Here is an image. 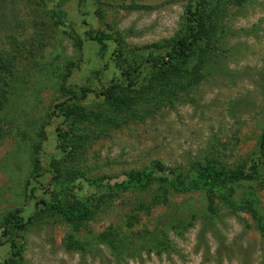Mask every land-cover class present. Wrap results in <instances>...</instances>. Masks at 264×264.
I'll use <instances>...</instances> for the list:
<instances>
[{"label":"rangeland","instance_id":"1","mask_svg":"<svg viewBox=\"0 0 264 264\" xmlns=\"http://www.w3.org/2000/svg\"><path fill=\"white\" fill-rule=\"evenodd\" d=\"M185 3L40 0L39 9L33 5V10L19 0H0V46L7 48L6 34L16 41L29 38L32 46L24 41L17 70L34 62L28 74L10 81L1 113L0 231L6 213L17 211L26 217L32 213L33 196L50 197L51 159L60 160V171H80L81 178L68 187L74 198L97 192L84 179L103 176L105 181H119L129 170H143L154 160L185 171L190 162L209 154L227 165L244 162L246 168L264 159L257 150L264 106V0L227 8L223 34L219 32L215 49L206 58L203 78L152 116L105 127L91 114L85 121L54 114V104L65 98L59 71L66 75L65 89L98 90L120 78L125 64L113 59L115 48L124 58L144 59L148 52L159 53L153 43L180 34ZM99 31L110 36L102 45L87 37ZM147 73L148 66L141 63L137 79L143 81ZM92 91L75 105L110 115ZM59 130L66 135L58 137ZM66 147L68 154L62 150ZM34 159L42 172L38 181L31 176ZM257 173L264 179V163L258 162ZM243 183L234 190L233 201L243 191L253 192L264 220V184ZM154 193L155 187L124 191L106 202L81 225L77 237L90 244L80 251L65 248L66 226L57 215L33 220L18 232V264H264V235L247 212L217 202L210 213L197 191L169 194L165 204L155 202ZM105 229L114 230L122 240L116 251L92 240ZM2 240L0 264L9 255Z\"/></svg>","mask_w":264,"mask_h":264},{"label":"trees","instance_id":"2","mask_svg":"<svg viewBox=\"0 0 264 264\" xmlns=\"http://www.w3.org/2000/svg\"><path fill=\"white\" fill-rule=\"evenodd\" d=\"M40 0H19L30 9L37 5ZM246 0H186L181 15L180 34L168 40L153 43L151 47L159 50L157 55L148 52L143 59L141 55H130L122 57V50H113V59L124 62L120 72L121 80H110L107 85L92 91L88 88H80L79 92L63 87L62 83L66 75L59 71L57 79L59 88L63 90L65 98L54 104V114L61 116L64 120L72 117L83 121L89 119L103 124L105 127H119L128 121H142L152 116L161 107L172 105L179 93L185 91L200 81L204 74L202 69L207 56L215 49V42L220 38L219 32L223 34L222 22L229 6L241 5ZM32 6V7H31ZM33 9V10H34ZM2 23L4 20L2 19ZM11 29V28H10ZM87 37L94 39L102 45L103 40L108 39L109 34L101 31ZM31 45V39L16 41L12 34H6L7 48L0 46V123L2 109L7 100L8 89H10L13 78L28 74L31 66L30 61L26 66L17 70V63L21 53ZM148 66L146 79L140 82L137 74L140 64ZM95 72V71H94ZM11 81V82H10ZM93 92L95 97L101 99L102 103L110 109L111 114H92L81 110L75 105L78 100L83 99L87 92ZM70 102V103H68ZM263 125L258 136L257 150L264 156V106L262 108ZM3 128L0 124V135ZM66 132L59 130L58 137H64ZM68 154L70 147L62 149ZM264 163V159L258 161ZM258 162H252L246 168L244 162L227 165L213 154L205 155L202 160H195L188 164V169L183 171L178 167H167L159 161H151L143 170H129L124 178L119 181H105L106 177H93L84 179L88 187L97 190L96 193H85L79 198L69 192L74 180L81 178L79 170L65 168L59 170L60 160L51 159L52 190L48 199L33 196V209L30 215L23 217L17 211L8 212L4 215L0 237L7 242L9 255L1 264H18L20 260V242L18 232L25 230L27 226L36 219L46 215H57L65 224L66 231L63 237L65 248L70 250H84L89 246L88 239L77 237L81 225L92 220L95 215L106 205L105 203L124 191L135 190L136 192L150 187H155L153 195L155 202L166 203L169 194L197 191L203 194L204 208L214 213L217 202L231 207L235 211L247 212L254 220L257 231L264 235V220L255 207V196L253 192L243 191L238 201H233L234 190L243 182H257L263 186L264 179L257 173ZM32 180L38 181L42 172L38 161L34 159L31 166ZM34 186L30 188V192ZM139 202V201H138ZM140 204V203H138ZM137 203L135 204V206ZM131 223L127 219L126 225ZM98 243L116 251L120 237L114 230L105 229L95 234L92 238ZM122 241V240H121ZM160 243V239L156 241ZM159 245V244H158Z\"/></svg>","mask_w":264,"mask_h":264}]
</instances>
